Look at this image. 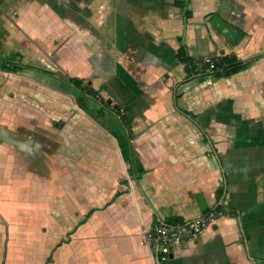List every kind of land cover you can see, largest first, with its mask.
<instances>
[{
	"label": "crops",
	"instance_id": "obj_1",
	"mask_svg": "<svg viewBox=\"0 0 264 264\" xmlns=\"http://www.w3.org/2000/svg\"><path fill=\"white\" fill-rule=\"evenodd\" d=\"M174 1L0 0V62L117 105L98 116L67 82L0 68V264H264V0ZM180 42L250 63L186 77ZM208 209L223 212L158 261L145 233Z\"/></svg>",
	"mask_w": 264,
	"mask_h": 264
},
{
	"label": "trees",
	"instance_id": "obj_2",
	"mask_svg": "<svg viewBox=\"0 0 264 264\" xmlns=\"http://www.w3.org/2000/svg\"><path fill=\"white\" fill-rule=\"evenodd\" d=\"M174 3L181 6L184 9V13L186 15L190 12L188 9H185L184 0H175ZM175 56L179 62H182L184 64V71L186 77L198 76L201 79L208 74L212 75L215 78L228 77L231 74L241 69H244L250 63V60H244L234 53L210 56L209 60H201L195 62L194 57L188 54L186 46L182 42L179 43L176 49ZM210 63H212L211 66ZM0 68L7 71H16L22 68H29L53 76L61 81L69 83L74 88H76L82 94V96H84L82 97L80 95L76 98L78 106L82 109L85 110L88 101L92 99L96 101L98 105V116H102L106 111H112L117 113V105H111L109 104V100L102 99V97L98 95L97 91L93 89L86 81H83L82 78L69 75H60L55 71L42 69L40 67L29 64L0 62ZM182 111L189 113V111H187L186 109H183ZM119 118L121 119L122 124L125 125L126 121L124 120V117L122 115H119ZM127 171L128 173L132 174V169L130 167L127 168ZM178 220V217H169L167 219L168 222H176Z\"/></svg>",
	"mask_w": 264,
	"mask_h": 264
},
{
	"label": "built area",
	"instance_id": "obj_3",
	"mask_svg": "<svg viewBox=\"0 0 264 264\" xmlns=\"http://www.w3.org/2000/svg\"><path fill=\"white\" fill-rule=\"evenodd\" d=\"M206 60H209L206 59ZM212 63H210V66ZM222 209H208L182 222H161L145 233V239L158 261L166 260L169 253L185 238L197 237Z\"/></svg>",
	"mask_w": 264,
	"mask_h": 264
},
{
	"label": "rangeland",
	"instance_id": "obj_4",
	"mask_svg": "<svg viewBox=\"0 0 264 264\" xmlns=\"http://www.w3.org/2000/svg\"><path fill=\"white\" fill-rule=\"evenodd\" d=\"M98 122H100V124L102 126H105L102 121L99 120ZM91 161H93V160H91ZM88 165H89V167H88ZM83 169H85L86 173H88V170L91 169V163L88 160L86 161L85 166H83ZM105 172H107V169H102V174H104ZM119 175H118V184H117V187L118 188L116 190L123 191V189H121V187L123 185H128V183H126L124 181H127L129 179L128 177H130V176L126 175V173L123 174L124 176H119ZM26 180H27V182H29V178H27ZM78 186H81V185H78ZM78 186L75 185V184H70L69 185V187H70L69 189L70 190H75L76 188H79ZM129 186H130V184H129ZM114 188H115L114 185H109L107 183L105 184L104 182L99 185V189L101 191V199H100L99 204H97V205H99V207H101V209L110 207L109 204H106V203H107L108 200H110L111 195H113L111 193H112V191H113ZM85 189L86 190L89 189V190L92 191L91 187L89 188V187H87V185L84 186V190ZM114 200H116V199L114 198ZM78 202H81V201L79 199H78V201H71V203H74V204H76ZM122 204H124V203H122ZM112 205L113 206H111V207H115V208L116 207H119L118 204H112ZM105 234H106V236H105L104 240H112V241H122L123 240V238L119 234H117V233L115 235L113 234V235H110V236L107 234V232ZM49 236H50V234L48 235V238H46V239L50 240L49 239ZM39 252H41V250H35V253H39Z\"/></svg>",
	"mask_w": 264,
	"mask_h": 264
}]
</instances>
